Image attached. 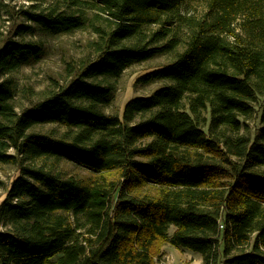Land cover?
<instances>
[{
	"label": "trees",
	"instance_id": "trees-1",
	"mask_svg": "<svg viewBox=\"0 0 264 264\" xmlns=\"http://www.w3.org/2000/svg\"><path fill=\"white\" fill-rule=\"evenodd\" d=\"M24 1L30 22L97 39L92 62L29 106L0 78V166L20 172L0 204V264H156L164 243L202 264H264V0H205L203 18L186 0ZM40 54L5 42L0 75ZM162 54L137 82L167 84L107 115L109 81Z\"/></svg>",
	"mask_w": 264,
	"mask_h": 264
},
{
	"label": "rangeland",
	"instance_id": "rangeland-1",
	"mask_svg": "<svg viewBox=\"0 0 264 264\" xmlns=\"http://www.w3.org/2000/svg\"><path fill=\"white\" fill-rule=\"evenodd\" d=\"M0 4H3L0 16V48L9 40L31 42L41 48L40 57H30L16 71L0 75V78H11L14 81L17 108L31 105L34 100L43 96V93L58 87L59 84L65 85L74 78L72 73L76 67L83 68L95 59L94 42L97 35L92 28L69 34L50 32L30 22L22 13L28 6L24 0H0ZM207 12L208 3L205 0H186L181 7V13L186 16L203 18ZM24 26H29L30 29L26 30ZM178 28V36L183 41L187 28L184 24ZM172 59L171 54L159 55L131 66L120 77L110 80L112 92L103 104L104 112L107 115L122 116L129 100L148 97L156 89L166 85L167 82L164 81L150 84L137 81L140 77L167 65ZM259 111L257 106V113L246 122L245 131L252 138L259 130ZM35 131L59 134L63 128L57 124L43 125L35 128ZM65 167L70 174L80 179L91 175L85 168L71 162H66ZM19 174L16 165L0 166V180L4 181V185L0 186V202L3 201L12 180ZM156 260V264H202L200 254L178 249L169 243L161 245Z\"/></svg>",
	"mask_w": 264,
	"mask_h": 264
},
{
	"label": "built area",
	"instance_id": "built-area-1",
	"mask_svg": "<svg viewBox=\"0 0 264 264\" xmlns=\"http://www.w3.org/2000/svg\"><path fill=\"white\" fill-rule=\"evenodd\" d=\"M220 228H221V229H224V226H223V225H220Z\"/></svg>",
	"mask_w": 264,
	"mask_h": 264
},
{
	"label": "crops",
	"instance_id": "crops-1",
	"mask_svg": "<svg viewBox=\"0 0 264 264\" xmlns=\"http://www.w3.org/2000/svg\"><path fill=\"white\" fill-rule=\"evenodd\" d=\"M6 194V193H5ZM6 196V195H5ZM5 196L3 197V199L5 198ZM2 202V201H1ZM1 202H0V204H1ZM201 259H202V256H201ZM203 261V260H202Z\"/></svg>",
	"mask_w": 264,
	"mask_h": 264
}]
</instances>
